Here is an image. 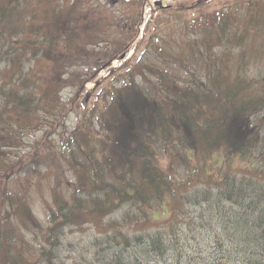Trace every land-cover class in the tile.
I'll return each instance as SVG.
<instances>
[{"label": "trees", "instance_id": "1", "mask_svg": "<svg viewBox=\"0 0 264 264\" xmlns=\"http://www.w3.org/2000/svg\"><path fill=\"white\" fill-rule=\"evenodd\" d=\"M240 1L185 9L199 12L195 36L178 53L152 41L167 67L133 61L100 99L104 134L78 126L63 137L67 159L47 136L72 110L59 95L62 76L96 55L79 25L92 1L0 0V264H39L36 251L54 264L66 226L88 223L104 230L96 242L106 258L85 264H184L190 236L207 249L198 264H264V77L254 73L264 63V0ZM187 66V76L176 72ZM43 130L19 155L25 136ZM50 155L77 180L52 187L44 225L22 189L32 177L15 176Z\"/></svg>", "mask_w": 264, "mask_h": 264}, {"label": "rangeland", "instance_id": "2", "mask_svg": "<svg viewBox=\"0 0 264 264\" xmlns=\"http://www.w3.org/2000/svg\"><path fill=\"white\" fill-rule=\"evenodd\" d=\"M93 7L85 6L80 19L85 18V23L79 24L91 38H95L94 44H85L88 52L95 51L96 55L83 54L82 64L74 66L63 75L64 81L59 85V95L64 103L70 104L72 110L65 116L66 126L71 132L79 123L88 126L89 122L94 125L96 134L100 132L101 121L98 118V106L100 99L104 97L110 83L118 86L125 81L132 62H147L157 64L162 68L167 67L164 60L157 55L152 48V41L158 42L163 47L174 48L177 51V43L186 34L195 36L192 19L195 14L187 9L195 5L198 0H91ZM160 3H159V2ZM233 5L240 4V0H223ZM216 6L213 2L207 5L211 9ZM97 7L98 9H95ZM205 8V9H207ZM90 11L96 14L95 18L87 19L85 14ZM197 13V12H196ZM157 22V26L153 21ZM145 26V29L143 27ZM61 55H58L60 57ZM1 65L0 67H4ZM179 68V67H178ZM188 66L177 69L176 72L187 76ZM179 70V71H178ZM263 75L264 63L255 68L254 73ZM264 82V80H263ZM258 119L264 122V112H261ZM82 129V127H81ZM62 127L59 126L55 132L47 136L50 142H56L58 147H63ZM45 131H37L29 135L28 143H35L41 140ZM29 152V149L18 150V153ZM235 165L242 166L241 159L237 158ZM168 167V161L164 168ZM48 162L38 165L28 164L21 175L28 170H36L44 175L48 170ZM180 171V170H179ZM69 179H75L71 170L66 168V175ZM25 184V182H23ZM55 184L54 177L35 176L30 182L29 199L32 202L33 210L43 219L46 211V204L52 201L50 187ZM26 185V184H25ZM44 220V219H43ZM101 228L93 224L78 227L71 225L65 228L61 243L54 250V264H85L94 259L103 260L106 258L105 245H98L97 236H101ZM189 241L183 246L181 260L184 264H198L201 251H206L200 236L189 237ZM199 246L202 248L200 249ZM130 252H143V248L129 249ZM129 253L127 252L125 256ZM208 255V254H207ZM206 256V255H205ZM38 260L44 264L46 257L38 255ZM151 260V259H150Z\"/></svg>", "mask_w": 264, "mask_h": 264}]
</instances>
